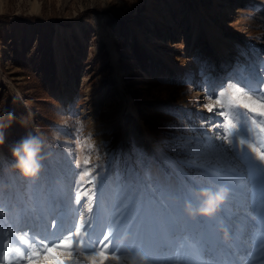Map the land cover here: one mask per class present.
<instances>
[{"label": "rangeland", "instance_id": "1", "mask_svg": "<svg viewBox=\"0 0 264 264\" xmlns=\"http://www.w3.org/2000/svg\"><path fill=\"white\" fill-rule=\"evenodd\" d=\"M152 7L169 20L168 33L162 20L160 30L156 23L148 28L142 14ZM74 24L82 25L79 35L65 30ZM138 27L147 29L143 37ZM226 49L231 62L221 68ZM242 53L264 60V0H0V255L4 245L31 249L71 235L78 254L106 247L119 264L136 250L147 264H239L234 254L247 246L231 231L225 239L236 250L220 238L230 222L222 210L230 185L204 179L178 195L171 184L179 186L181 176L165 164L191 174L197 162L187 152L220 150V165L240 173L249 197L231 208L236 219L246 217L243 233L252 246L245 264H264L262 205L238 143L261 147L264 136L241 127L225 144L217 138L224 129L211 130L220 117L207 110L234 82L227 75L236 64L247 62ZM201 62L216 81L224 71L211 90L200 75L188 79ZM28 134L42 142V167L20 196L15 185L23 176L11 148ZM243 155L255 158L246 146ZM55 168L61 182L53 179ZM68 177L74 199L60 213L55 205ZM79 187L88 195L77 200ZM218 187L226 196L213 216L185 212L186 202L198 204L194 191ZM49 205L48 235L26 227L9 237L18 210L28 219Z\"/></svg>", "mask_w": 264, "mask_h": 264}, {"label": "snow or ice", "instance_id": "2", "mask_svg": "<svg viewBox=\"0 0 264 264\" xmlns=\"http://www.w3.org/2000/svg\"><path fill=\"white\" fill-rule=\"evenodd\" d=\"M242 55L245 56L247 62L243 64L238 62L233 71L227 75V78L234 82L227 84L219 91L215 103L207 106L208 112L220 117V120L211 126V130L222 127L223 135L220 136L218 133L217 138L222 139L225 144L231 143V138L239 134L241 127H244L251 135L264 136V60L258 56L250 58L248 53H242ZM199 75L210 90L217 86V81L208 72L206 62H201ZM190 78L191 74L188 75V79ZM238 143L241 147L239 159L246 166L248 177L253 182L252 195L262 205L259 217L264 222V142H261V147H257L248 140L240 138ZM245 146L255 154L254 159H248L243 155ZM212 148L216 149V146L213 145ZM223 151H228V149L225 148ZM186 156L188 159L196 160V172L191 174L183 172L171 165L169 160H165V164L181 176L179 186L171 184L178 195L190 189L192 185L201 184L202 178L206 179L209 184L222 180L231 186L232 194L235 193L238 187L235 172L231 168L220 165L218 159L222 156L220 150L187 152ZM81 181H83V177H81ZM84 195H88V193L83 187H79L75 198L79 200ZM69 196H71V187H69ZM3 199V195H0V202ZM62 200V197L58 198L56 206H59ZM231 208L230 205L227 218L231 222L233 235L239 239L244 231V223L236 219L238 213L232 211ZM75 243L72 236L69 235L63 239H57L55 242L45 240L42 244L37 243L31 249H9V246L4 245V250L0 255V264H78V262L79 264H109V261L112 260L119 264V258L110 254L106 247L91 251L88 246L81 249L78 254L75 250Z\"/></svg>", "mask_w": 264, "mask_h": 264}, {"label": "bare ground", "instance_id": "3", "mask_svg": "<svg viewBox=\"0 0 264 264\" xmlns=\"http://www.w3.org/2000/svg\"><path fill=\"white\" fill-rule=\"evenodd\" d=\"M165 13L167 14L166 10H165ZM145 14H147V17L149 18V21H148L149 26H148V28L150 30H152L154 28V23L157 24V27H159V30H160V28H161L160 27V21L162 20L165 23V27L163 26L164 27V31H165V33H168L169 28H167V26L170 25V22H169L168 19L164 18L165 14L163 13V11H159V12L156 13L154 8L152 7L149 11L143 13L142 16H144ZM65 30L67 31L68 34H78L79 35L82 32V25L74 24L71 27L66 28ZM146 31H147V29L144 30L141 27L137 28V33L141 37H143L145 35ZM230 40H231L230 38H227L226 42L229 43ZM153 51H154V46L152 44L149 47V52H153ZM230 62H231V55L229 54V50L226 49L225 52H224L223 57L221 58V66L220 67L221 68H222V66L225 67L226 65L230 64ZM227 67H229V66H227ZM193 68H194V72L191 74V76L192 77H196V79H198V75H199L198 74V69H196L195 67H193ZM155 69L156 68L153 67L151 69V71L153 72V71H155ZM178 74L183 77V71L182 70H178ZM216 74L218 75L217 76V81H220V79H222V78L224 79V77H225L224 71H221V69H219V71H217ZM216 74H215V76H216ZM222 75H223V77H222ZM182 77H180V78H182ZM54 170L55 171L53 173L54 174V178L53 179H55L56 183L58 182V180L61 182L62 181V179H61V171L59 170V168H55ZM238 173H235L237 179L239 178ZM202 180H204V179L202 178ZM27 181H28L27 178L23 177L15 185V188L18 190V194L20 196H23V193L21 192L22 190L20 189V186L24 187V189H23L24 194L28 192V190H27V184H28ZM69 187H71V196H69ZM228 188H229L228 190L230 191L229 200L227 201L226 204L222 205V210L226 211L227 213H229L230 205L233 207L239 201L243 202L247 198H249L247 196V193L244 191L245 187L243 188V186H241L240 184L238 185V187H237V189H236L234 194H232V192H231V186H229ZM61 190H62V196L61 197L63 198V200L60 202L59 206L55 205V207L59 208L58 210L61 211L60 213L63 212V209L65 207H67V206H69V205H71L73 203L74 193H73V180H72L71 177H68L66 179V181L63 182ZM176 197H178V195ZM175 209H177V208H175ZM231 210L234 211L233 209H231ZM241 212H245V211L241 210ZM219 213H217V214H219ZM17 214H18V221L16 223L15 229L12 227L14 232H13V234L9 235V237L13 238V240L16 238L18 233H21V231H22L21 229H24L26 227H28V228L30 227L31 229L33 228L35 231H37L38 233H41L42 235L44 233H47V235L49 234L48 223L47 222H49L48 221L49 217L53 215V206L52 205H49L47 207V210L44 212V214L41 215V216H38V217H29L28 219H24L23 218V216H24L23 212H21L19 210L17 211ZM61 215H63V214H61ZM52 218H54V217H52ZM175 218H177V217H175ZM240 220L243 221V223L245 224L246 219L244 217H241ZM230 231L232 232V230H231V222H228L226 225H224L222 227L223 237L222 236L220 237L222 239V241L227 245L228 248H232V247L230 246L229 241L227 239H225V237L228 235L227 232H230ZM239 240H240L239 243L245 244L247 246V248L245 250V246H244L240 251H238V252H240V256L236 257L235 254H234V257H235L237 263L245 264L246 256H247V254L250 253L252 245L250 244V241L248 240V236H247L246 233H243L241 235V237H239ZM232 250L234 251L236 249L232 248Z\"/></svg>", "mask_w": 264, "mask_h": 264}, {"label": "clouds", "instance_id": "4", "mask_svg": "<svg viewBox=\"0 0 264 264\" xmlns=\"http://www.w3.org/2000/svg\"><path fill=\"white\" fill-rule=\"evenodd\" d=\"M4 137L0 134V143ZM42 142L32 134H28L16 141L11 148V155L14 158L13 167L19 174L26 178L35 177L42 167ZM193 195L198 200V204L193 206L191 202L185 203V212L189 216L202 215L205 217L213 216L220 204L224 201L226 190L218 187L215 190L203 188L194 191ZM126 264H147L146 257L140 250L129 251L124 258Z\"/></svg>", "mask_w": 264, "mask_h": 264}]
</instances>
